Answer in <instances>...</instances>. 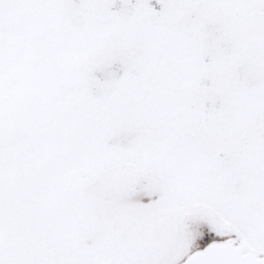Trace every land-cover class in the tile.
<instances>
[{"label": "snow or ice", "instance_id": "snow-or-ice-1", "mask_svg": "<svg viewBox=\"0 0 264 264\" xmlns=\"http://www.w3.org/2000/svg\"><path fill=\"white\" fill-rule=\"evenodd\" d=\"M0 264H264V0H0Z\"/></svg>", "mask_w": 264, "mask_h": 264}]
</instances>
